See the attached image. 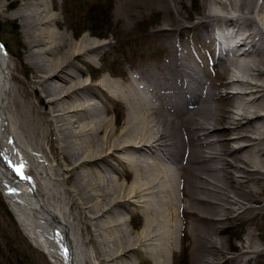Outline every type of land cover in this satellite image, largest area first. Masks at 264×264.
<instances>
[{"label": "bare ground", "instance_id": "6f19581e", "mask_svg": "<svg viewBox=\"0 0 264 264\" xmlns=\"http://www.w3.org/2000/svg\"><path fill=\"white\" fill-rule=\"evenodd\" d=\"M49 1L20 0L9 15L20 20L32 76L10 72L12 55L0 41V189L21 225L58 264H139L141 247L152 264H167L182 216L183 233L190 230L202 251L192 264H224V224L264 213V204L249 205L264 196V0H202L207 59L163 38L169 54L141 64L125 83L81 79L76 61L98 56L106 40L72 41ZM156 1L177 12L183 3ZM212 58L221 74L208 80ZM230 84L245 90L218 89ZM106 98L127 106L117 135ZM229 130L238 134L225 138ZM231 141L239 145L228 148ZM111 156L130 165L127 187L105 171ZM129 203L145 217L137 233L116 210ZM246 238L229 264H257L264 251L253 232ZM89 243L92 259L81 251Z\"/></svg>", "mask_w": 264, "mask_h": 264}, {"label": "rangeland", "instance_id": "374dc122", "mask_svg": "<svg viewBox=\"0 0 264 264\" xmlns=\"http://www.w3.org/2000/svg\"><path fill=\"white\" fill-rule=\"evenodd\" d=\"M49 2L54 7L52 12L59 18L57 28L64 31L72 41L79 40L85 34L95 42L98 40L100 43L106 40V44L101 48L102 50L100 49L98 56L90 54L88 58H92L91 60L74 62L84 72L81 79L88 78L92 83L99 82L104 75H109L110 79L116 80L118 83H125L126 78L136 73L135 68L141 64L152 66L161 63L171 51L167 43L161 42L163 38L173 39L180 45L185 43L193 46L195 52L202 54L201 57L205 60L209 54L210 48L203 40V27L199 22V20H203L201 16L206 10L202 0H183L179 12L176 11L177 7L159 1L155 2V0H50ZM19 4L20 0H0V7L3 6L1 8L3 14H0V41L12 55L13 62L10 72L24 80V78L27 79L33 75V67L25 58L26 38L20 20L9 16ZM175 21L182 23L181 28L177 27ZM84 28L86 30L80 34ZM94 34H104L107 37L99 38ZM238 51L240 52V50ZM205 63L206 78L215 80L217 74H221L220 68L213 66L214 58L209 63L206 61ZM232 77H234L232 74L227 76L226 81L232 80ZM10 81L11 85H18L13 79ZM218 89L222 92L245 90L235 84L226 87L220 86ZM37 95L39 96V93L36 95L32 93L29 94V97L37 101ZM105 101L110 111L107 116L115 124L117 135L123 129L127 119V106L117 99L106 98ZM40 107L39 110H43ZM226 125L228 126V124ZM220 127L225 129L226 126L222 124ZM236 134L238 132L229 130L224 133V137L230 138ZM102 135L103 133H100V136ZM238 145V142L231 141L228 148ZM107 163L105 171L113 178L116 176L115 179L119 183H123L124 187L134 181L135 176L129 164L116 156L109 157ZM61 171L64 170L61 169ZM233 172L237 173L235 170ZM121 173H124V177L121 176ZM64 186L66 185L64 184ZM176 190V193L179 194L180 190L178 188ZM262 204H264L263 195L259 196L257 202L249 205L258 209ZM123 208L127 210H123ZM123 208H116V210L121 209L123 218L130 219V224L126 227L133 229L135 233L139 232L145 224L144 215L138 212L137 206L130 203ZM6 209L11 214L10 216ZM183 221L182 216H177L179 226L175 234V249L174 253L167 254V264H192L195 257L202 255L200 246L196 243L192 232L189 230L187 236L183 233L181 229L184 226ZM224 225L225 230L220 235L226 247V253L221 256V261H225L224 264H229L230 258L240 253L250 231L255 234L256 248L264 251L263 212L250 213L246 218H231ZM75 226V236L80 238L82 225L76 222ZM144 248H140L143 254L140 256L139 264L154 263L153 256L144 252ZM94 250L95 247L92 243L83 245L81 249L82 253L86 252L89 255L90 259L93 257ZM21 254L29 256L33 264H58L41 246L35 243L24 229L0 189V264H16L18 256ZM247 257L242 256L244 259ZM256 261L257 264H264V252L257 257Z\"/></svg>", "mask_w": 264, "mask_h": 264}, {"label": "trees", "instance_id": "16d2710c", "mask_svg": "<svg viewBox=\"0 0 264 264\" xmlns=\"http://www.w3.org/2000/svg\"><path fill=\"white\" fill-rule=\"evenodd\" d=\"M10 1H13V0H10ZM86 29L84 28L81 32L83 33ZM94 36H97L99 38H106L107 35H104V34H94ZM6 207V206H5ZM6 212L7 214L10 216L11 214L8 212V210L6 209ZM16 264H33V262L31 261L30 257L25 255V254H21L20 256H18V259H17V262Z\"/></svg>", "mask_w": 264, "mask_h": 264}, {"label": "snow or ice", "instance_id": "6c2138e0", "mask_svg": "<svg viewBox=\"0 0 264 264\" xmlns=\"http://www.w3.org/2000/svg\"><path fill=\"white\" fill-rule=\"evenodd\" d=\"M10 191H15V189H11Z\"/></svg>", "mask_w": 264, "mask_h": 264}]
</instances>
